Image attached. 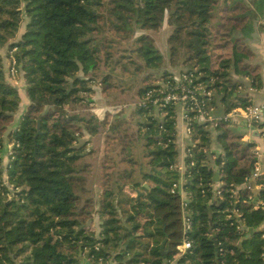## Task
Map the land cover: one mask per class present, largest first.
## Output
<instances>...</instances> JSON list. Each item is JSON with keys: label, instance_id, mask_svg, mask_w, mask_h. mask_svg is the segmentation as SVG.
Here are the masks:
<instances>
[{"label": "trees", "instance_id": "16d2710c", "mask_svg": "<svg viewBox=\"0 0 264 264\" xmlns=\"http://www.w3.org/2000/svg\"><path fill=\"white\" fill-rule=\"evenodd\" d=\"M165 25L171 28V63L181 64L180 73H193L196 83L212 90L213 108L217 97L226 101L239 95L234 74L260 88L259 76L250 69L253 51H239L238 45L250 47L255 27L264 30V0H0V153L5 144H14L7 183L0 158V264H83L80 251L89 254V264H264L259 230L264 211L253 208L264 191L253 196L245 186L255 161L252 155L240 160L212 153L210 132L194 114L190 125L197 145L186 159L183 184L188 201L183 202L179 187L172 192L181 180L175 106L163 112L137 109L145 118L139 124L144 138L154 145L151 171L143 172L137 182L131 181L132 172L118 171L120 181L130 180L129 185L116 184L115 172H106L98 212L101 232L97 236L86 226L94 199L80 191L90 168L81 169L77 162L86 149L82 137L96 134L98 126L94 117L68 111L67 106L91 103L84 94L94 91L101 53L105 51L106 59L112 56L116 41L110 32L122 39L140 32L136 41L143 46L138 56L147 68L160 71L165 59L152 33ZM5 47L9 53L17 48L14 57L30 102L14 130L21 100L7 80L1 54ZM173 78V73H163L165 84ZM101 85L111 86L110 74L103 76ZM155 87H139L137 94L142 98ZM246 101L241 100L242 107ZM235 107L240 106H229L226 113ZM102 124L110 125L107 120ZM213 166L223 183L221 199L214 196ZM185 215L192 223L188 233ZM245 226L255 234L243 230ZM187 238L192 247L180 255L178 246ZM163 243L164 251L169 250L166 257Z\"/></svg>", "mask_w": 264, "mask_h": 264}, {"label": "rangeland", "instance_id": "374dc122", "mask_svg": "<svg viewBox=\"0 0 264 264\" xmlns=\"http://www.w3.org/2000/svg\"><path fill=\"white\" fill-rule=\"evenodd\" d=\"M23 28L24 25L22 26V29ZM255 28L256 30L253 34L254 40L252 42L254 44L256 43V45L258 44L261 49H264V30H262V28L260 29L258 26ZM170 32L171 28L165 25L158 32L152 33L155 48L157 49L159 54H161L163 59H165L164 63L161 65L162 69L160 71H155V69L153 70L147 68L142 58L138 56V48L143 46L140 41H136V37L141 34L140 32H137L130 39H122L121 37H118L114 35V33L110 32V39L116 41L115 43H112V56L111 58L106 59L105 51L102 53L100 52L101 63L96 70L98 79H96L95 82L91 85V88L94 91L93 93L84 94L85 97L94 98L95 100L91 101V103L88 105L77 104L67 106L68 111H73L80 114L81 116H85L88 119L90 117H94V119L96 120L95 124L96 126H98V132L96 134L89 135V145L86 144V149H84V151L80 153V158L77 162V165L81 169L85 166H89L90 168V171L85 178L86 181L84 184V189L80 191L81 194H87V196H92L93 194H95V189L97 187L101 188V184L104 180V175L106 172H115V177H117L115 179V181L117 182L116 184L122 182V184L124 185V183H126V180L124 179L120 181L121 178L119 177L118 171L123 170L121 165H125V167L127 165V167L130 169L133 165L131 164L132 160L139 161L142 171H151L152 166L149 164L151 159L150 152L152 151V149H154V145H148V142L150 140L144 138V134L142 133L143 129L139 126L140 123L145 122V118L137 110L138 108L136 106V102L138 100V97L135 94L139 87L160 85L163 82L162 76L164 72L173 73L174 76L180 73L182 65L178 64V66H174L170 61V52L166 44V39ZM240 45L241 46L238 45L239 51H245L247 53L249 51V48L252 49V47H248V44L246 43H241ZM155 55H157L156 52ZM249 55L252 56L250 53ZM104 60H109V64L107 65ZM117 61L120 62L116 64ZM157 63L158 62L156 61L155 64ZM10 67L11 66L9 65V69ZM258 68L261 72L262 66H259ZM250 69H254V71H256V68L254 66H250ZM106 73L110 74L112 85L111 88L114 86L112 90L108 87H106L107 89L105 88L104 90L103 86L101 85L102 78ZM81 74L82 73H80L79 75L81 76ZM18 77H20L19 73L15 76L8 74L7 79H9L10 81H14L20 94V100H22L23 94L26 95V93L24 92L22 86L23 83L19 84V82H17ZM21 79L25 81V78ZM116 93L117 99L114 98V94ZM102 96L105 100L108 101V105L110 104V108L106 110L110 112V114L107 115V122L108 124H110L109 126L102 124L103 121L101 118H103V120L105 118L102 115L103 113H100L103 107L101 108V103L99 102L105 101L102 100ZM232 101H235L238 106L243 105L241 102H239L238 99H227V102L229 103H232ZM99 108H101V110ZM115 115H118L119 118L121 117V120L114 122V118L112 117H114ZM209 126L215 127V123L213 122ZM112 128L115 129L113 130ZM237 130H239V128ZM235 133L236 132L232 130L231 127L227 125H220L216 128V130L211 131L210 135L211 139L212 134L215 136L217 145L221 147L222 156H226V154L229 153L230 159L240 160L241 158L245 157V155L249 157L250 151L246 148L247 145L241 141L242 137L237 136ZM84 135L87 136L86 134ZM84 137H82V139ZM232 144H234L235 146H232ZM13 145L14 144L12 143L5 144L4 150H2L1 152L2 154L0 153L3 168H5L9 163V152L12 150ZM225 146H227L226 149L224 148ZM89 150L91 151L90 153H88ZM138 155H140V157L137 159L136 157ZM121 159L123 161L119 162V160ZM144 160L146 161L143 165L142 162ZM243 163L244 162L242 161V164Z\"/></svg>", "mask_w": 264, "mask_h": 264}, {"label": "built area", "instance_id": "2783aa9c", "mask_svg": "<svg viewBox=\"0 0 264 264\" xmlns=\"http://www.w3.org/2000/svg\"><path fill=\"white\" fill-rule=\"evenodd\" d=\"M16 51L17 48H13L9 53L11 67L8 71V74H11L13 76L19 73L17 68V61L14 57V53ZM196 79L197 78L193 73H180L174 76L173 83L165 84L164 82H162L160 85H156L155 88L147 90L144 96L139 101L138 107L141 109H149L154 107L163 112V110L175 106L179 110L177 118H180V120H182V122L184 123L185 133L191 141L190 146H188V148L186 149L187 157L191 155V150L197 145V143L192 139L193 130L190 125L191 114H194L200 122L202 121V124H205L207 122H210L212 124L214 122L215 127L211 126L213 128H217L220 125H227L232 128L240 127L248 133L255 131L259 134V137L264 145V104L250 105L246 107L240 106L232 109L227 113H224L222 116H214V108L211 106L213 92L212 90H207L206 87L202 84L196 83ZM176 127H178L177 122ZM263 156L264 153L255 146L252 150V158L255 161L253 171L251 176L247 179L248 184H246L248 186L247 188L253 190V196L258 197L264 191V173L262 172L260 165V158H262ZM13 159L14 157L11 150L9 152V162ZM8 166L9 165L3 168L2 172L3 179L6 183L8 179ZM190 166H194V163L192 162ZM177 168L178 170L180 169L178 164ZM182 170L185 171L184 174H186V164H184ZM177 187H179V185L177 186V184H174L172 192H174ZM222 188L223 187L215 188L214 186V196L221 199L223 196ZM179 189H181V184ZM234 195L238 198L237 190L234 191ZM253 196L250 197L251 200L253 199ZM253 208L254 210L264 211V198L256 201ZM235 213L240 215L238 211H235ZM183 222L185 233L190 232L192 227L191 219L185 215ZM261 226V238L264 240V223ZM191 247L192 243L187 238L180 246H178V250L180 254H185L191 249ZM96 249H98V247H96Z\"/></svg>", "mask_w": 264, "mask_h": 264}, {"label": "crops", "instance_id": "0c3cea01", "mask_svg": "<svg viewBox=\"0 0 264 264\" xmlns=\"http://www.w3.org/2000/svg\"><path fill=\"white\" fill-rule=\"evenodd\" d=\"M23 33H24V28L21 29L17 40H19V38H21ZM166 44H167V48H169L168 47V37L166 39ZM250 47H252V49H253V50L251 49L253 51V57L250 59V66H254L256 68V71H254V73H255V75L259 76L260 88L251 87V85H250L251 84V79H249L248 77H244V76H241V75H233V77H232V80L234 82L239 83V90H238L239 91V95L235 93L233 98L238 99V96L240 98L242 97L241 100L244 99V98H247V101L245 102L246 106L264 104V49H261L258 46V44L256 45V43L254 44L253 42L251 43ZM9 50H10L9 47H5V48L1 49V54H2V56L4 58V63H5V68H6L7 73H8V69H9V65H10ZM259 66L260 67L262 66L261 72H260V69L258 68ZM19 76L20 77H18V81L17 82H19V84L23 83L22 86H23V89H24V92H25V81H23V79H21V78H24L23 77V73H19ZM7 80L12 86L16 87V84L14 83V81H10L9 79H7ZM157 83H160V82H157ZM111 86L110 87L107 86V87L111 88ZM105 88H103V89L105 90ZM112 88H114V86ZM112 88H111V90H112ZM114 95H115L114 98L117 99L116 98L117 93L114 94ZM135 95L138 97V100L136 102V106H137V108H139L138 107V103L141 100V97L137 94V91H136ZM240 98L238 99L239 102H241ZM94 100H95L94 98H90V101H94ZM102 100H105L103 98V96H102ZM235 101H232V103H229V102H227V100L225 101L222 97H217L215 99V105H214V112H213L214 116H217V117L222 116L224 113H226V110H227V108L229 106H232V105L238 106L235 103ZM107 102H108L107 100L99 102V103H101L100 104L101 108L103 107L102 110H101V108H99V109L101 110L100 113L101 114L103 113L102 115H103V117H105L104 120H107V115L110 114V112L106 111L108 108H110L109 107L110 104L108 105ZM29 104H30L29 99L27 98V96L25 94H23V98L21 100V106L19 108V111L15 115V118L13 120V124H12V127H11L13 130L17 127V125L20 122L21 118L24 116L25 112L27 111V108H28ZM96 104H98V103H96ZM178 112H179V110L177 109V114H178ZM101 119H102V121H104L103 118H101ZM177 123H178V127H176V132H177L176 144H177V150L179 152V158H178V163L177 164H178V166L180 168L179 172L181 174V180H180V183H179V188H180V184H181L180 192L182 193L183 201L186 202V201H188V197H187L186 193H184V191H183V184H184V180H185L186 176L184 174L185 171H183L182 169H183V166H184V164L186 162V159H187L186 149L188 148V146H190L191 141H190V138H188L186 133H185V125L182 122V120H180V118L179 119L177 118ZM200 123L202 124V121ZM210 124H211L210 122H207V123H205L203 125H206L205 127H206L207 130H209V132L216 130V128L210 127L209 126ZM209 128H211L213 130H211ZM238 128H239V130H237ZM232 130H234L236 132L235 134L237 136L242 137L241 141L244 144L253 145V147L249 150L250 151V155H252V150H253V148L255 146L257 148H259L264 153V145H263V142L260 139L259 134L257 132L252 131V132L248 133L247 131H244V129H242L240 127L232 128ZM88 137H89V135H87L83 139H81L82 142H87V145H89ZM105 137H107V136H105ZM212 141H213V144L211 145V152L215 153V155H217V156H222L221 147H219L217 145L215 136L213 134H212ZM9 150H10V148H9ZM90 152L91 151L89 150L88 153H90ZM139 157H140V155H138L136 158L138 159ZM124 160H126V159H124ZM121 161H123V160L122 159L119 160V162H121ZM145 161L146 160H144L142 162L143 165H144ZM131 164H133V165H132V167L130 169L127 167V165H126V167H125V165L124 166L121 165L123 170H119V171L132 172L133 176L131 178V181H133V182L141 181L142 180V175L141 174L144 172L140 168L141 164L139 163V161H136V160H132ZM260 165H261V170L264 173V156L262 158H260ZM213 167H214L215 174L219 175L218 168L216 166H213ZM126 169H128V170H126ZM220 178H221V176L219 175V180H218L219 182H216L214 180L215 188L223 187V185H222L223 183L220 182ZM131 181L129 182V180L126 179V184L125 185H129L131 183ZM145 185L147 187H145ZM143 187L149 189V184L148 183H144ZM247 187L248 186L246 185V188ZM102 189H103V187H102V184H101V188L97 187L95 189V194H93L91 196L94 199L93 214H92L91 218L86 223V226L89 227L91 231H94L97 236L100 234L101 226L103 224V221L100 219V216L98 214V212L100 210V201H101ZM138 194H141V193H138ZM137 197H139V196L137 195ZM259 230L260 231L262 230V226L259 228ZM253 234H255V231H253ZM253 234H251V235H253ZM87 255L89 256L88 253H83L82 252V257H83L82 260L80 259V255H79V260L83 264H89V262H88V258L89 257L87 258L86 257ZM180 255H182V254H180ZM106 264H117V263L114 262V261H111V262L106 263Z\"/></svg>", "mask_w": 264, "mask_h": 264}, {"label": "water", "instance_id": "95a60500", "mask_svg": "<svg viewBox=\"0 0 264 264\" xmlns=\"http://www.w3.org/2000/svg\"><path fill=\"white\" fill-rule=\"evenodd\" d=\"M40 124H41V119L39 118V120H38V128L40 127ZM11 131V128L9 127L8 128V131H7V133H6V135L9 133ZM214 180L216 181V182H219L218 180H219V175L218 174H215V176H214ZM9 186V185H8ZM145 187H147L146 185H145ZM138 195H140V194H138ZM209 212H210V216L212 217V209L211 208H209ZM243 230H245V231H247V232H249L250 234H253V230L251 229V228H248V227H243ZM164 247H165V243H163L162 244V246H161V249H162V254H163V256L164 257H166L167 255H168V253H169V250H166V251H164ZM80 259L82 260V251H80ZM87 258L89 257L88 255L86 256ZM164 262L165 263H167V259H164Z\"/></svg>", "mask_w": 264, "mask_h": 264}]
</instances>
